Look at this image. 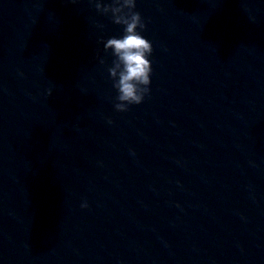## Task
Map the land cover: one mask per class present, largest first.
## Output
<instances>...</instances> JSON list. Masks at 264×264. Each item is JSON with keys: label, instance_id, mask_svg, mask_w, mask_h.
Segmentation results:
<instances>
[{"label": "water", "instance_id": "obj_1", "mask_svg": "<svg viewBox=\"0 0 264 264\" xmlns=\"http://www.w3.org/2000/svg\"><path fill=\"white\" fill-rule=\"evenodd\" d=\"M135 10L120 112L95 0H0V264H264V0Z\"/></svg>", "mask_w": 264, "mask_h": 264}, {"label": "clouds", "instance_id": "obj_2", "mask_svg": "<svg viewBox=\"0 0 264 264\" xmlns=\"http://www.w3.org/2000/svg\"><path fill=\"white\" fill-rule=\"evenodd\" d=\"M96 11L103 15H110L116 25L123 27V34L112 36L104 41V51L111 50L114 57L112 66L108 68L113 80V87L117 90L114 107L117 111L128 110V105L140 104L149 93L150 74L152 71L151 56L153 47L141 34L145 24L141 14L136 11V0H109L101 3L95 0ZM103 27L102 25H98ZM100 63H104L101 59ZM51 93L49 92V95ZM81 207H88L87 203Z\"/></svg>", "mask_w": 264, "mask_h": 264}]
</instances>
